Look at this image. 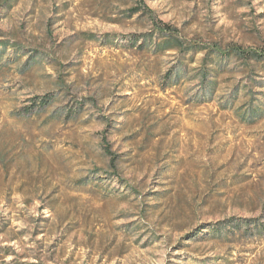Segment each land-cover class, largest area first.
<instances>
[{"label":"rangeland","instance_id":"obj_1","mask_svg":"<svg viewBox=\"0 0 264 264\" xmlns=\"http://www.w3.org/2000/svg\"><path fill=\"white\" fill-rule=\"evenodd\" d=\"M156 20L264 54V0H0V264H264V62Z\"/></svg>","mask_w":264,"mask_h":264},{"label":"trees","instance_id":"obj_2","mask_svg":"<svg viewBox=\"0 0 264 264\" xmlns=\"http://www.w3.org/2000/svg\"><path fill=\"white\" fill-rule=\"evenodd\" d=\"M147 12H150V15L153 19L152 10L146 8ZM142 8L134 7L130 9L131 15H134L141 11ZM154 29L151 31L150 35L136 37L132 39L134 44H139V47L152 48L155 52L164 54L168 51H173L178 55L186 54L188 52H205L202 58V68L200 69L203 73L206 72L207 66L211 63L210 61L215 62L216 59L227 60L231 57H236L241 60H244L248 63L250 60H257L264 62V54L259 53L258 51H249L244 49L240 45H230L228 48H223L218 44L211 46H200L196 42L191 40H186L180 34V31L170 26V24L164 22L163 20H156V23L153 21ZM91 39L95 38L94 34H90ZM212 64V63H211ZM182 73H177V81H180ZM200 77L203 79V74H200ZM51 100L42 98L40 102L36 104L46 105L50 103Z\"/></svg>","mask_w":264,"mask_h":264}]
</instances>
